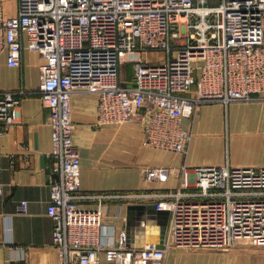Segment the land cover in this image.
<instances>
[{"label":"built area","instance_id":"1","mask_svg":"<svg viewBox=\"0 0 264 264\" xmlns=\"http://www.w3.org/2000/svg\"><path fill=\"white\" fill-rule=\"evenodd\" d=\"M1 48L9 66L20 65L24 48L41 56L38 91L55 175L46 214L60 264H162L171 247L264 248V167H183L174 191L84 194L70 108L72 93L96 94L99 124L138 123L144 145L184 154L190 134L181 119L199 104L250 101L264 91V0H16L12 17L0 4ZM127 62L131 85L120 80ZM23 93L0 92V138ZM167 175L164 167L143 173L147 182ZM116 199L169 211L165 249L126 247L111 221L121 206L110 216L106 203ZM17 213H26L25 202Z\"/></svg>","mask_w":264,"mask_h":264},{"label":"crops","instance_id":"2","mask_svg":"<svg viewBox=\"0 0 264 264\" xmlns=\"http://www.w3.org/2000/svg\"><path fill=\"white\" fill-rule=\"evenodd\" d=\"M11 1L10 7L1 4L4 17L16 14V0ZM41 61L39 53L24 48L20 65L9 66L5 49H0V92H24L17 119L0 138V264H60L52 242V220L46 214L49 178L55 175L49 112L38 91ZM126 64L131 65L124 63L121 70ZM120 80L124 85L133 83L132 66L128 76L121 71ZM193 92L194 87L187 95ZM97 99L96 94L84 92L70 97L71 139L80 160L81 193L174 191L183 167H264V91L250 101L199 104L190 117L181 119V127L190 134L184 154L144 145L138 123L99 124ZM153 167L167 169L166 181L144 180V171ZM21 202L26 203L25 214L17 213ZM106 203L111 205L110 216L115 206H121L120 218L111 221L124 230L126 206L152 202L116 199ZM20 250L23 259H19ZM162 264H264V248L244 242L231 250L171 247Z\"/></svg>","mask_w":264,"mask_h":264},{"label":"water","instance_id":"3","mask_svg":"<svg viewBox=\"0 0 264 264\" xmlns=\"http://www.w3.org/2000/svg\"><path fill=\"white\" fill-rule=\"evenodd\" d=\"M170 213L156 205L129 204L125 210V242L127 248L165 249Z\"/></svg>","mask_w":264,"mask_h":264},{"label":"rangeland","instance_id":"4","mask_svg":"<svg viewBox=\"0 0 264 264\" xmlns=\"http://www.w3.org/2000/svg\"><path fill=\"white\" fill-rule=\"evenodd\" d=\"M220 0H210V4L211 5H217L219 3ZM0 4L3 5V7H10L12 6L13 2L11 0H1ZM177 42H179L180 44L184 43V40L178 39L176 40ZM143 55H145V53H143ZM150 58L151 61L154 60H159L160 59V54L159 53H149L147 54ZM124 74H126L127 76L130 75L131 73V65L126 64L123 69L121 70ZM182 249H216V248H210V247H199V248H185V247H181ZM221 250V249H218ZM231 250V249H230Z\"/></svg>","mask_w":264,"mask_h":264}]
</instances>
